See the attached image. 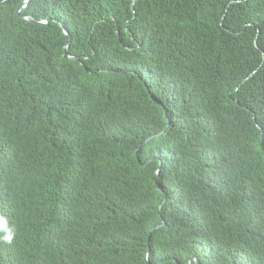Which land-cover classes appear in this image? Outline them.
Instances as JSON below:
<instances>
[{
	"label": "trees",
	"instance_id": "16d2710c",
	"mask_svg": "<svg viewBox=\"0 0 264 264\" xmlns=\"http://www.w3.org/2000/svg\"><path fill=\"white\" fill-rule=\"evenodd\" d=\"M3 1L0 264H264V0Z\"/></svg>",
	"mask_w": 264,
	"mask_h": 264
},
{
	"label": "water",
	"instance_id": "95a60500",
	"mask_svg": "<svg viewBox=\"0 0 264 264\" xmlns=\"http://www.w3.org/2000/svg\"><path fill=\"white\" fill-rule=\"evenodd\" d=\"M6 2V0L5 1H3L2 3H5ZM29 2V0H25L23 3H22V5L18 8V10H17V14H19V11L23 8V7H25L26 5H27V3ZM23 18H25L26 20H28V21H33L34 22V20H32L29 16H23ZM44 23H46V21H44ZM64 34L67 36V41H69L70 39H71V37L68 35V33L64 30ZM64 58H68V59H71V60H77L76 58H74V57H70L69 55H68V52H67V46L64 48Z\"/></svg>",
	"mask_w": 264,
	"mask_h": 264
},
{
	"label": "clouds",
	"instance_id": "9594fccd",
	"mask_svg": "<svg viewBox=\"0 0 264 264\" xmlns=\"http://www.w3.org/2000/svg\"><path fill=\"white\" fill-rule=\"evenodd\" d=\"M192 261V260H191ZM191 261H190V263H191Z\"/></svg>",
	"mask_w": 264,
	"mask_h": 264
}]
</instances>
